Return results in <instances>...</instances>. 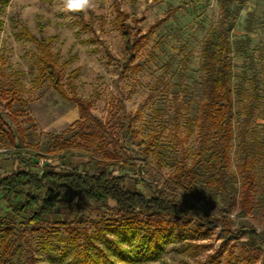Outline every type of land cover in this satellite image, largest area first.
Segmentation results:
<instances>
[{"label": "rangeland", "instance_id": "1", "mask_svg": "<svg viewBox=\"0 0 264 264\" xmlns=\"http://www.w3.org/2000/svg\"><path fill=\"white\" fill-rule=\"evenodd\" d=\"M94 4L86 12L71 13L61 0H0V174L18 167L16 151H37L52 163L68 153L73 162H84L87 153L106 158L104 150L87 146L74 131L77 101L118 139L116 158L141 162L150 181L167 178L181 157L190 158L196 149L193 120L205 81L201 50L219 22L217 0ZM123 29L137 43L132 58ZM230 37L236 116L229 171L236 175L239 191L242 179L236 165L242 157L238 142L243 129L256 175L250 209L242 214L236 206L229 214L235 231L224 237L219 228L181 221L168 225L161 218L148 231L140 222L136 231L129 230V240L115 230V215L88 206L79 211L84 222L74 224L76 234L59 223L48 225L46 232L31 230L17 243L9 264H97L101 253L113 264H264V0H246ZM40 59L55 65L70 100L52 88ZM121 121L137 132L135 144L120 136ZM19 131L27 147L16 146ZM148 142L143 159L140 148ZM112 148L107 147L111 154ZM70 211L71 219L75 208ZM145 218L143 213L136 216L137 221ZM144 235L148 240L141 239Z\"/></svg>", "mask_w": 264, "mask_h": 264}, {"label": "trees", "instance_id": "2", "mask_svg": "<svg viewBox=\"0 0 264 264\" xmlns=\"http://www.w3.org/2000/svg\"><path fill=\"white\" fill-rule=\"evenodd\" d=\"M217 2L219 22L204 40L201 50L205 81L203 99L193 120L198 145L192 156L183 155L172 173L162 181H150L142 174L141 162L135 163L133 159L120 161L116 158L118 139L91 114L85 103L75 102L79 118L73 123L74 131L85 139L87 146L96 145L95 148L104 150L106 158L87 153L84 162H73L71 159L74 155L68 153L58 155L59 162L52 163L48 161L51 157H45L37 151H16L14 159L18 167L9 173L0 174V201L5 203V207L0 208V264L10 263L17 243L26 238L31 230L46 232L48 225L59 223L69 228L70 233L76 234L74 224L84 222L79 211L88 206L115 215V230L119 236L129 240V230L136 231L140 222L148 231L150 227L159 225L161 218L168 225L181 221L195 222L209 229L219 228L224 237L235 231L229 214L236 206L240 207L242 214L250 209L251 192L256 183L255 163L243 129L239 131L238 142L242 157L236 165V172L242 179L239 191L235 186L236 175L229 171L233 120L236 116L230 82V32L246 0ZM122 34L125 49L132 58L138 49L137 43L135 40L131 43L130 34L125 29ZM40 62L52 88L62 98L70 100L59 84L55 65L49 60L40 59ZM118 126L124 141L135 144L133 138L137 132L130 124L124 127V121H121ZM19 132L16 146L27 147ZM108 145L113 147L112 154L107 150ZM136 145L139 146L138 143ZM150 146L148 142L140 148L143 159H147ZM133 150L136 152V148ZM23 152L29 156L22 155ZM134 174H138V177ZM140 186L149 194L146 195ZM189 195L194 196V199L189 198ZM72 207L75 213L70 219ZM206 207L216 208L218 213L211 214ZM139 213H143L146 218L137 221ZM252 234L248 232V235ZM147 236L141 239L146 241ZM154 237L157 239V236ZM155 246H152L151 252ZM97 264L113 262L101 253V261Z\"/></svg>", "mask_w": 264, "mask_h": 264}, {"label": "clouds", "instance_id": "3", "mask_svg": "<svg viewBox=\"0 0 264 264\" xmlns=\"http://www.w3.org/2000/svg\"><path fill=\"white\" fill-rule=\"evenodd\" d=\"M63 9L71 13L86 12L95 7L94 0H61Z\"/></svg>", "mask_w": 264, "mask_h": 264}]
</instances>
